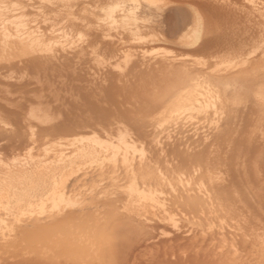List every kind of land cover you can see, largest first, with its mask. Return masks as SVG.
Segmentation results:
<instances>
[{"label": "rangeland", "instance_id": "rangeland-1", "mask_svg": "<svg viewBox=\"0 0 264 264\" xmlns=\"http://www.w3.org/2000/svg\"><path fill=\"white\" fill-rule=\"evenodd\" d=\"M0 264H264V0H0Z\"/></svg>", "mask_w": 264, "mask_h": 264}, {"label": "bare ground", "instance_id": "bare-ground-1", "mask_svg": "<svg viewBox=\"0 0 264 264\" xmlns=\"http://www.w3.org/2000/svg\"><path fill=\"white\" fill-rule=\"evenodd\" d=\"M227 2V1H225ZM246 2V0H245ZM248 2V1H247ZM215 3V2H214ZM230 3V2H229ZM233 4V3H232ZM259 4V3H258ZM224 5V4H223ZM254 7V6H253ZM111 8V7H110ZM259 8V7H258ZM222 9V8H221ZM252 9V7H251ZM244 10V9H243ZM253 10V9H252ZM263 10V9H261ZM260 11V10H259ZM244 12V11H243ZM254 12V11H253ZM101 13V12H100ZM241 13V12H240ZM252 13V12H251ZM128 14V13H127ZM242 15V14H241ZM254 15V14H252ZM239 16V15H238ZM133 17V16H132ZM244 18V16H243ZM240 19V18H239ZM257 20V19H256ZM235 21V20H234ZM242 21V19H241ZM36 23V22H35ZM202 22H200V25H201ZM235 28V27H234ZM64 30V29H63ZM61 32V31H60ZM123 32V31H122ZM115 33V32H114ZM192 33V32H191ZM61 35V34H60ZM114 35V34H113ZM184 37V36H183ZM157 40V39H156ZM188 42V41H187ZM191 43V42H190ZM102 46V45H101ZM130 46V45H129ZM80 47V46H79ZM111 52V51H110ZM50 54V53H49ZM219 60V59H218ZM232 62V61H231ZM245 63V62H244ZM225 64V63H224ZM221 65V64H220ZM228 65V64H227ZM240 65V64H239ZM232 66V65H231ZM230 66V67H231ZM234 66V65H233ZM244 66V64H243ZM224 67V66H223ZM229 67V66H228ZM217 68V67H216ZM225 68V67H224ZM227 68V67H226ZM225 68V69H226ZM12 80V79H11ZM182 107V106H181ZM188 109V108H187ZM171 114V113H170ZM32 142V141H31ZM140 145V144H139ZM59 150V149H58ZM50 151V150H49ZM82 155V154H81ZM54 159V158H53ZM95 164V163H94ZM140 165V164H139ZM33 167V166H32ZM72 167V166H71ZM28 168V167H27ZM30 169V168H29ZM170 169V168H169ZM33 170V169H32ZM11 171V170H10ZM30 171V170H29ZM28 171V172H29ZM44 171H47L48 175L45 173H39V175H34V173L32 174V172L30 174H32L28 181L25 182L23 181L24 179H22L21 184H18L20 187H17L16 189H14L15 191L12 192V195H9L11 196L12 200L14 199V201L16 202L17 206L16 207H20L22 205H28V204H31V203H34L36 204V202H39L40 205L41 204H44L46 201L48 200H52V199H57V201L61 202L63 201L64 197L66 196V191H67V186L64 185L65 183L61 184L60 182L57 181V179L54 177V174L52 175L51 173H49L48 170H44ZM19 174V172H17ZM26 172H24L25 174ZM60 173V172H59ZM62 173V172H61ZM60 173V174H61ZM4 174V173H3ZM16 174V172L14 173V175ZM22 174V173H21ZM20 174V175H21ZM57 174V173H56ZM59 174V175H60ZM65 174V173H64ZM73 174V173H72ZM13 175V174H12ZM27 175V173H26ZM66 175V174H65ZM20 177V176H19ZM181 177V176H180ZM24 178V177H23ZM64 181V180H63ZM65 182V181H64ZM18 183V182H16ZM160 183V182H159ZM13 186V185H12ZM199 186V185H198ZM197 189V188H196ZM11 190V189H10ZM131 190V189H130ZM133 190V189H132ZM136 190V189H135ZM185 190V189H183ZM182 190V191H183ZM71 191V190H70ZM137 191V190H136ZM134 192V191H133ZM184 192V191H183ZM136 193V192H135ZM133 193V194H135ZM175 193V192H174ZM153 194V193H152ZM131 195V194H130ZM129 195V196H130ZM140 195V194H139ZM138 195V197H140ZM142 195V194H141ZM180 195V193H179ZM8 196V197H9ZM174 196V195H172ZM188 196V195H187ZM135 197V195H134ZM155 197V196H154ZM175 197V196H174ZM133 198V197H132ZM147 198V197H146ZM156 198V197H155ZM140 199V198H139ZM158 199V198H157ZM155 200V199H153ZM171 200V199H170ZM68 201V200H67ZM11 202V201H10ZM156 202V200H155ZM171 202H173L171 200ZM138 203V202H137ZM162 203V202H161ZM174 203V202H173ZM54 204V203H53ZM70 204V203H69ZM33 205V204H32ZM37 205V204H36ZM159 205V204H158ZM219 205V204H218ZM164 206V205H162ZM5 209V208H4ZM158 209V208H157ZM44 210V209H43ZM130 210V209H129ZM160 210V209H159ZM163 210V209H162ZM188 210V209H187ZM224 210V209H223ZM222 211V210H221ZM200 213V212H199ZM198 213V214H199ZM166 218V217H165ZM206 218V217H204ZM195 219V218H194ZM192 220V219H191ZM196 221V219H195ZM2 223V222H1ZM37 223V222H36ZM196 224V223H194ZM197 226V225H196ZM188 236V235H187ZM168 240V239H167ZM172 257V256H171Z\"/></svg>", "mask_w": 264, "mask_h": 264}]
</instances>
